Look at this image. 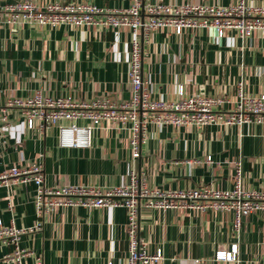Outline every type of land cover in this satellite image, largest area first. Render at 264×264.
Listing matches in <instances>:
<instances>
[{
	"label": "crops",
	"instance_id": "1",
	"mask_svg": "<svg viewBox=\"0 0 264 264\" xmlns=\"http://www.w3.org/2000/svg\"><path fill=\"white\" fill-rule=\"evenodd\" d=\"M14 2L16 0H3ZM47 3L89 2L102 8L127 9L133 0H33ZM157 1V0H152ZM229 6L237 0H164ZM262 4L264 0H252ZM132 30L129 26L51 27L4 25L0 29V110L14 97L73 96L79 102L109 97L117 102L132 96L128 78ZM143 74L153 99L176 100L185 94L226 99L223 109L237 104V83L244 79L250 95L264 93V30L243 39L228 29L152 30L143 40ZM11 128L0 137V175L13 166H44L45 184L107 187L129 179L136 169L149 187L186 189L203 185L232 188L235 161L241 160L244 186L264 190V124L157 126L147 123L141 156L132 158L131 132L120 122L104 120L87 148H64L58 130L29 128L21 108L8 110ZM88 120H79L86 124ZM212 162H207V156ZM33 182L0 186V219L5 225L40 230L24 234L22 264H128L127 212L123 207L59 208L39 215ZM232 211L140 208V236L150 253L161 249L153 264H234L217 260L216 251L239 242L241 264H264V211L243 219L238 240ZM14 246L0 241V264Z\"/></svg>",
	"mask_w": 264,
	"mask_h": 264
},
{
	"label": "built area",
	"instance_id": "2",
	"mask_svg": "<svg viewBox=\"0 0 264 264\" xmlns=\"http://www.w3.org/2000/svg\"><path fill=\"white\" fill-rule=\"evenodd\" d=\"M18 24L84 26L103 28L129 26L132 30L128 78L132 96L117 102L101 97L89 102H79L73 96H45L41 91L21 98H10L0 110V137L10 130L8 110L21 108L29 128H57L58 142L64 148H87L92 135L104 120L118 121L131 132L132 158L141 156V146L146 139L147 123L157 126L183 125H244L264 124V93L250 95L245 80L237 83V104L223 109L226 99L207 94H185L183 85L178 87L176 100L153 99L149 80L143 74V40L152 30L170 29L182 34L187 29L214 28L218 37L228 29H235L245 39L255 30H264V3L237 0L232 5L182 3L172 5L164 0H133L127 9L102 8L89 2L47 3L38 5L33 0H0V29L4 25ZM79 120H88L79 124ZM212 162V156H207ZM236 175L232 188L221 189L203 185L186 189H160L149 187L145 178L134 168L129 179L120 184L96 187L82 184H63L48 187L42 163L30 166H13L0 175V186L33 182L37 186L36 206L39 215L59 208L82 206L88 209L123 207L127 212L128 264H153L163 259L161 249L150 253L146 241L140 236V208L190 209L196 212L232 211L233 233L241 240L243 219L256 211H264V190H251L244 186L241 160L235 161ZM42 223L30 227L5 225L0 219V241L14 249L4 257L22 264L27 250L20 246L24 234L40 230ZM217 260L241 264L239 242L230 249L216 251ZM35 264H44L36 256Z\"/></svg>",
	"mask_w": 264,
	"mask_h": 264
}]
</instances>
